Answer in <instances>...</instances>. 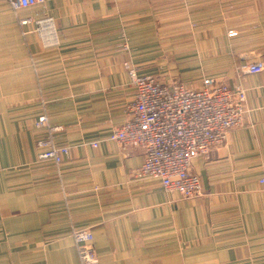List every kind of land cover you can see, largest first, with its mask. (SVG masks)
<instances>
[{"label":"crops","instance_id":"0c3cea01","mask_svg":"<svg viewBox=\"0 0 264 264\" xmlns=\"http://www.w3.org/2000/svg\"><path fill=\"white\" fill-rule=\"evenodd\" d=\"M257 61L264 0H0V264H81L84 229L101 264H264V70L244 72ZM128 65L245 89L242 124L193 161L202 196L136 178L144 151L109 140ZM47 140L69 153L41 159Z\"/></svg>","mask_w":264,"mask_h":264},{"label":"built area","instance_id":"2783aa9c","mask_svg":"<svg viewBox=\"0 0 264 264\" xmlns=\"http://www.w3.org/2000/svg\"><path fill=\"white\" fill-rule=\"evenodd\" d=\"M44 1L10 0L15 9ZM38 24L42 25V21ZM128 68L134 95L124 108L126 122L115 128L109 140L123 152L138 148L144 151L142 165L133 172L136 178L158 179L166 190L177 191L182 198L202 196V179L193 171V161L207 155L213 147L225 144L230 131L242 124L245 89L231 88L215 78H204L201 86L194 88L179 80L161 82L153 76H139L134 68L129 65ZM263 70L264 62L257 61L244 72ZM39 124L53 132L57 129L49 126L45 115ZM40 144L47 147L40 155L43 160L60 161L61 155L69 153L68 147L51 140ZM73 237L81 264H101L90 230H76Z\"/></svg>","mask_w":264,"mask_h":264}]
</instances>
